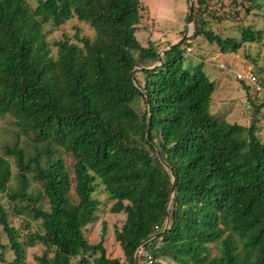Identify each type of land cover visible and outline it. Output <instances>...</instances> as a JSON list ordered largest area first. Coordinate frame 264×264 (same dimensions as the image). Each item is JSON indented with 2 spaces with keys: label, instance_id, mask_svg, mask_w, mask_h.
Returning a JSON list of instances; mask_svg holds the SVG:
<instances>
[{
  "label": "trees",
  "instance_id": "16d2710c",
  "mask_svg": "<svg viewBox=\"0 0 264 264\" xmlns=\"http://www.w3.org/2000/svg\"><path fill=\"white\" fill-rule=\"evenodd\" d=\"M195 4L190 40L204 37L222 54L260 41L252 27L241 28L239 39L216 35L200 18L207 0ZM141 11L140 0H0V116L11 117L25 137L24 147L18 136L4 148L18 171L16 192L9 189L10 162L0 156V195L26 201L41 223V231L20 241L0 204V225L14 255L6 263L0 255L1 263L25 264V249L41 245L34 264H142V256L134 258L141 245L160 260L154 264H264V141L257 136L264 103L248 98V125L214 117L216 82L202 71L205 62L193 68L183 62L181 45L189 39L166 50L152 69L159 51L135 36ZM233 11L223 21L240 22L239 8ZM74 18L91 27L93 38L75 28V43L64 36L52 44L53 54L43 27ZM221 65L233 78L241 73ZM138 101L139 111L133 108ZM53 146L74 161L73 187ZM32 169L48 210L26 193ZM96 194L112 202L109 213L124 215L113 232L123 263L106 256L105 222L99 242L87 241L102 204ZM213 244L219 246L215 256Z\"/></svg>",
  "mask_w": 264,
  "mask_h": 264
},
{
  "label": "rangeland",
  "instance_id": "374dc122",
  "mask_svg": "<svg viewBox=\"0 0 264 264\" xmlns=\"http://www.w3.org/2000/svg\"><path fill=\"white\" fill-rule=\"evenodd\" d=\"M32 1V0H31ZM207 9L201 15V19L206 20L212 27V31L216 35L222 37L233 35L236 39L240 38V29L243 27H252L254 31H260L261 39L255 43H245L237 51V53H220L218 47L211 45L204 37H196L190 40L194 32V21L196 4L193 0V17L192 23L186 20L190 0H140L142 18L137 26L136 38L141 45L147 46L153 44L155 48L161 52L168 49L171 44L182 43V40L189 39L181 45L183 53L184 49H190V52L183 57L184 64L189 63L192 68L200 61H204L202 71L206 74L210 81L216 82V90L213 92L210 105V113L217 119L225 120L230 124L248 125L251 121L252 108H248L249 100H252L255 105L261 102L254 93L253 89L244 90L228 71L218 69L221 63H225L236 71L246 73L251 70L256 74L260 81L264 80V0H207ZM239 8L240 22L223 21L227 19L229 13H235L233 10ZM216 19H213L212 16ZM188 19V18H187ZM219 21H218V20ZM218 21V22H217ZM240 25V26H238ZM238 26V27H237ZM75 28H78L80 35L87 36L92 39L94 31L91 27L82 22H78L75 18L64 24L55 27L47 24L43 27V32L46 35V41L55 52L54 42L62 40L64 36L68 37L71 43H75L74 34ZM156 63L155 65H157ZM154 65V66H155ZM153 66V67H154ZM152 67V68H153ZM139 83H143L144 77L141 74L136 75ZM135 110L142 109L140 101L133 104ZM139 111V110H138ZM257 136L261 141H264V108H261L257 115ZM19 134L18 128L14 121L9 116H0V156L10 162L12 178L9 182V189L16 192L19 188L16 175L18 171L13 164L12 158L4 153L5 147H12L16 142ZM25 137L21 135L18 138V145L24 147ZM55 150L54 156H59L63 160L64 167L68 170L72 187L74 186L73 164L74 161L70 155L65 154L59 148L53 146ZM26 153L31 154V149L27 148ZM45 156L41 157L40 164L43 165ZM35 171L32 169L26 176V193L33 199L37 200V207L48 210V202L43 194L42 183L35 178ZM101 190V187H98ZM73 190H71V198H74ZM102 204L97 212L98 221L89 226L86 230V237L89 243H97L100 240L101 223H106V234L104 237L106 256L110 259H117L119 262H124L125 258L118 244L115 243L113 232L119 228L123 222V214H111L109 208L112 202H105L106 198L103 194H96ZM0 204L4 207L7 215V221L11 227L19 233L20 241L26 233L41 231V223L34 221L28 213L29 207L26 201L17 200L11 202L6 194L0 195ZM0 244L4 246L0 249V255L4 262L13 260L14 255L9 249L8 239L0 225ZM212 256L217 255L219 246L210 245ZM44 248L41 245H36L33 248H26L25 264H34V257L40 256ZM96 254L94 258L98 257ZM92 259V258H91ZM79 258L72 262H77ZM163 264L169 262L168 259L161 260ZM1 263L0 264H5Z\"/></svg>",
  "mask_w": 264,
  "mask_h": 264
},
{
  "label": "built area",
  "instance_id": "2783aa9c",
  "mask_svg": "<svg viewBox=\"0 0 264 264\" xmlns=\"http://www.w3.org/2000/svg\"><path fill=\"white\" fill-rule=\"evenodd\" d=\"M186 52L189 53L190 49L187 48ZM220 68L224 69L222 65H220ZM234 78L240 82L248 83L252 87L256 97L261 102H264V87L260 85L257 77L254 76L249 70L246 73H234Z\"/></svg>",
  "mask_w": 264,
  "mask_h": 264
},
{
  "label": "water",
  "instance_id": "95a60500",
  "mask_svg": "<svg viewBox=\"0 0 264 264\" xmlns=\"http://www.w3.org/2000/svg\"><path fill=\"white\" fill-rule=\"evenodd\" d=\"M192 17H193V0H190L189 10H188V16H187V18H188V19H187L188 23H192ZM180 42H181V41H180ZM180 42H178V43H174V44H171V45L169 46L168 49H165V50L159 52V53H158V56H159V58H158V64L155 65L152 69H154L156 66L160 65L161 55H162L166 50H169L170 48H173V47H175L176 45H179ZM148 133H149V127L147 128V133H146V139H147V140L149 139V134H148ZM167 207H168V205H167Z\"/></svg>",
  "mask_w": 264,
  "mask_h": 264
},
{
  "label": "clouds",
  "instance_id": "9594fccd",
  "mask_svg": "<svg viewBox=\"0 0 264 264\" xmlns=\"http://www.w3.org/2000/svg\"><path fill=\"white\" fill-rule=\"evenodd\" d=\"M136 256H142L143 257V259H139V261H138V262H142V264H154V262L160 261V260L153 261L152 258L145 251H143L141 245L136 250V252L134 254V258H136Z\"/></svg>",
  "mask_w": 264,
  "mask_h": 264
}]
</instances>
